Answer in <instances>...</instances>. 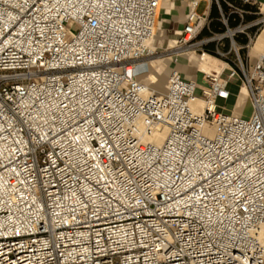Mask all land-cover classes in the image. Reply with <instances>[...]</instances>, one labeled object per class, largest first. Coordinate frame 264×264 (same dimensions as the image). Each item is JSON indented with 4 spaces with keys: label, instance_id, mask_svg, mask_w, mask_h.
Masks as SVG:
<instances>
[{
    "label": "built area",
    "instance_id": "obj_1",
    "mask_svg": "<svg viewBox=\"0 0 264 264\" xmlns=\"http://www.w3.org/2000/svg\"><path fill=\"white\" fill-rule=\"evenodd\" d=\"M162 1L0 0V264H264L263 5L167 0L170 30ZM187 54L224 64L199 95L139 78ZM234 77L245 117L217 109Z\"/></svg>",
    "mask_w": 264,
    "mask_h": 264
},
{
    "label": "crops",
    "instance_id": "obj_2",
    "mask_svg": "<svg viewBox=\"0 0 264 264\" xmlns=\"http://www.w3.org/2000/svg\"><path fill=\"white\" fill-rule=\"evenodd\" d=\"M234 1V0H230ZM264 7V0H258ZM162 5L165 7L166 11L170 12V19H171V24H169L170 30L172 29H180L182 27V22H183V17L185 14V5L184 3L179 4V2H175L174 7L171 9L172 6L168 4L167 2H162ZM168 18L167 16H164ZM261 32V31H260ZM259 32V33H260ZM259 33L256 35L255 39L253 42L249 45L248 49V61L250 62L252 60L255 61L258 53H261V50H255L254 49V43L259 35ZM238 43L242 44L243 42L238 41ZM189 58H186L185 56H181L178 58L176 65L180 69V73L182 77L185 78H193L198 84V88L196 90L197 95L200 94V89L204 87L203 81L201 79V73L198 71L199 69H195L194 66H191L189 64H186L187 60ZM191 61V60H189ZM197 62V58H196ZM195 62V63H196ZM192 63V62H191ZM193 63V64H195ZM251 63V62H250ZM196 65V64H195ZM158 63L157 66L154 68H150L149 70L151 72L148 73L146 77H144L143 82H150V81H155L151 87L154 90H160L162 88L161 84V73H156L158 70ZM223 66H220V68ZM199 72V73H197ZM152 75L154 77L153 80H148V77ZM235 80V83L233 82ZM226 89L228 90V96L227 98H222L218 97L216 99V105L217 109L224 112V113H237L241 116H248L249 114L246 115V105L248 104V97H247V91L244 85L241 84V80L239 77H234L230 79L227 83ZM244 89V92H243Z\"/></svg>",
    "mask_w": 264,
    "mask_h": 264
},
{
    "label": "bare ground",
    "instance_id": "obj_3",
    "mask_svg": "<svg viewBox=\"0 0 264 264\" xmlns=\"http://www.w3.org/2000/svg\"><path fill=\"white\" fill-rule=\"evenodd\" d=\"M162 2H167L168 4H170V6H172L171 2L170 1H167V0H163ZM173 43V39H170L169 41V44H172ZM264 27L261 29V32L259 33L255 43H254V49L257 51V50H262L264 49ZM162 60V59H160ZM159 62V60H151L150 61V67L149 69L152 67L154 68L155 66H157V63ZM219 64V65H218ZM220 65L221 66H224V64L216 57L214 56H203V57H197V62H196V66L197 68L199 69V71H203V72H206V73H209L211 71H220L221 68H220ZM149 73V72H148ZM148 73L144 76L146 77L148 75ZM144 79V78H143ZM154 77L152 75H150L148 77V80H153ZM155 81H150V82H144L146 83L151 89H153L151 87V85L154 83ZM154 90V89H153ZM156 91V90H155ZM243 92H244V89H243ZM202 106H203V103L201 100H192V107H193V110L196 111V112H200L202 110ZM163 133H159L156 135V142L159 143L163 137Z\"/></svg>",
    "mask_w": 264,
    "mask_h": 264
},
{
    "label": "rangeland",
    "instance_id": "obj_4",
    "mask_svg": "<svg viewBox=\"0 0 264 264\" xmlns=\"http://www.w3.org/2000/svg\"><path fill=\"white\" fill-rule=\"evenodd\" d=\"M204 2H199V4L197 5V12H201L202 10H203V8H204ZM263 9L262 10H264V7H262ZM167 39H174V36L172 35V34H169L168 35V37H167ZM167 39L165 40V42H164V44H163V46H165L166 45V43H167ZM264 48V47H263ZM261 52H264V49H262L261 50ZM162 55H166L165 53H162ZM183 56H185L186 58H189V60H191V61H187L186 62V64H189V65H191V66H194V68L195 69H197V66L195 65L196 63V58H197V56L196 55H194V54H187V55H183ZM157 57V56H156ZM156 57H154V58H151V59H149L148 60V62H147V64H146V68H147V70H146V72L145 73H143V74H141L140 76H139V78L140 79H142L143 80V78H144V76L148 73V72H151L150 70H149V67H150V61L151 60H159V62H158V70L156 71V73H161L160 74V77H161V84H162V88L160 89V90H156V91H163V89H164V85H165V81H166V75H167V73L169 72V70H170V68H172L173 66H176V68L180 71V69H179V67L177 66V65H174L171 61H170V59L169 58H164V59H162V60H160V58H156ZM161 57V56H160ZM179 58V57H178ZM187 60V59H186ZM192 62V63H191ZM251 63H252V60L250 61ZM193 63H195V64H193ZM219 65V64H218ZM221 66V65H220ZM197 73H199V72H197ZM234 83H235V80L233 81ZM245 111H246V115L247 114H249L250 113V111H251V104H250V101L248 102V104L246 105V108H245Z\"/></svg>",
    "mask_w": 264,
    "mask_h": 264
},
{
    "label": "trees",
    "instance_id": "obj_5",
    "mask_svg": "<svg viewBox=\"0 0 264 264\" xmlns=\"http://www.w3.org/2000/svg\"><path fill=\"white\" fill-rule=\"evenodd\" d=\"M223 7L225 8V6H223ZM210 16L213 18V20L210 23L211 29L213 31H219V30L223 29L221 23L215 19L217 17V12L214 8L211 10ZM237 41L244 42L245 40L243 37L239 36L237 38Z\"/></svg>",
    "mask_w": 264,
    "mask_h": 264
}]
</instances>
